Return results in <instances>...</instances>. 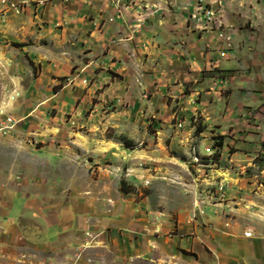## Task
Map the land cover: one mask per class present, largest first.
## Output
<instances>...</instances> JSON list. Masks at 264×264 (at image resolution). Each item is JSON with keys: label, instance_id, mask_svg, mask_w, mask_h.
I'll return each instance as SVG.
<instances>
[{"label": "crops", "instance_id": "0c3cea01", "mask_svg": "<svg viewBox=\"0 0 264 264\" xmlns=\"http://www.w3.org/2000/svg\"><path fill=\"white\" fill-rule=\"evenodd\" d=\"M77 1H69L65 8L67 14L58 22L51 20L42 28L39 27L42 24L35 22L36 31L24 39L20 32L4 37L17 44L30 43L29 40L32 43L19 46L17 52L21 62L9 60L17 55L14 52L7 51L11 57L4 52V58L8 59L4 77H8L9 82L23 79L27 55L35 65L40 64L37 76L31 70V88L38 91V85L44 84L47 90L52 89V95L44 101L52 102L72 84H81L80 88L86 86L89 90L104 87L106 83L108 86L104 88L113 91L115 97L136 94L132 105L139 109L132 117L140 119L154 116L157 105L152 99L155 96L165 95L167 100L183 99L186 95L189 100L200 92L203 98L202 87L208 82L212 89L223 87L219 76L197 81L193 73L184 72L183 67L190 65L198 75L205 61L207 70L228 69L213 60L218 50L213 49L212 37L197 34L187 24L188 11L198 0H130L118 10L106 2L101 8L87 5L96 0H82L85 5L79 7L74 5ZM202 1L219 2L230 10L236 8L235 4L228 6L231 0ZM237 7L239 9L238 4ZM94 10L97 17L89 19L87 14ZM101 21L102 26L97 27V22ZM16 26V30L21 29V23L4 24L6 29ZM251 35L253 43L255 34ZM206 47L213 56L209 57ZM241 51L238 49V53ZM80 53L85 56L80 57ZM100 53L103 58L97 59ZM238 64L237 61L232 68ZM26 68L31 69L28 64ZM189 83H192L191 89H195L197 83L202 87L197 88L198 92L181 95ZM148 94L151 95L148 97ZM200 102L190 109L204 111ZM187 115L188 118L192 114ZM61 144L17 147L14 164L5 168L4 163L1 164L0 264H264V191L256 190V195L236 194L230 184L238 180L236 183L244 187L252 186L248 182L250 179L231 177L229 168L210 169L204 178L196 176L194 179L208 181L209 185L224 184L226 189L223 193L216 190L217 195L213 196L203 194V188L195 197L182 198L185 202L190 200L191 210L198 217L192 225L194 238L186 242L178 239L176 245L180 250L177 251L158 247L154 232L167 228L164 222L167 223V218L163 221L161 215L169 216V212L151 208L148 213L144 212L150 243L138 249L128 240L131 234L135 235L131 229L136 231V226L129 222L127 206L117 185L106 190L104 178H91L83 173L94 160L103 159L104 154L100 153L103 150L94 143V156L87 162L83 157L88 154L87 145H82L78 151L76 147ZM1 155L4 161V147ZM219 177L223 178L218 180ZM80 179L85 180V188L79 183ZM15 198L21 206L11 214ZM184 204L172 206L179 218L178 228L182 227L181 215L186 214ZM159 217L160 223L156 222ZM244 232L251 235L245 236ZM145 236L149 240L148 235ZM188 254L194 255V261Z\"/></svg>", "mask_w": 264, "mask_h": 264}, {"label": "rangeland", "instance_id": "374dc122", "mask_svg": "<svg viewBox=\"0 0 264 264\" xmlns=\"http://www.w3.org/2000/svg\"><path fill=\"white\" fill-rule=\"evenodd\" d=\"M69 1L0 0V103L3 100L9 103L7 108L0 112V166L2 163L4 168L14 164L17 147L57 146L61 143L72 146L73 149L77 148L78 151L79 147L87 145L88 154L83 157L87 162H91L95 143L103 150H100V153L104 154L103 159L99 157L98 161L94 160L93 165L83 169V173L91 178H104L107 182L106 190H112L117 185L122 201L127 206L126 215L129 222L136 226V231L131 229L135 235L131 234L128 240L135 243L138 249H143L145 243L149 244L151 234H148L145 228L149 225L148 222L147 225L145 223V213L151 208L163 209V212H169V216L161 215L163 221L167 218V223L164 221L167 228L162 227L167 233L163 230L154 232L158 247L180 250L176 245L177 240L191 241L194 238L192 225L198 220L197 215L191 210L190 200L187 199L185 202L186 199L183 201L182 198L195 197V194L200 192L199 189L203 191V188L205 189L203 194L213 196L217 195L216 190L223 193L226 189L224 184L209 185L208 181L194 179L196 176L204 178L210 169L229 168L231 177L250 179L248 182L252 183V186L244 187L236 183L238 180L231 181L234 193L256 195V190L264 191V0H242L239 3L231 0L228 6L233 7L235 4L236 8L233 10L226 9L219 2L216 3L221 10L223 9L219 20L223 22V36L226 40L219 43L213 39L214 43L211 44L214 51L225 49V55L220 56L217 53V57L212 59L217 61L219 66L228 69L207 70L205 60L198 75L192 66L183 67L184 72L193 73L197 81L213 75L219 76L223 80V87L212 89L208 82L203 87L197 83L196 90L191 89L192 83L196 80L194 79L192 83L186 85L181 95L198 92V87L201 86L203 98L201 92L191 96L189 100H186V95L183 99L167 100L165 95L155 96L152 99L157 105L154 116L141 119L132 117L138 114V107L132 105L136 94L125 96L121 94L120 97H115L113 91L104 88L106 83L104 87H93L89 90L86 86L80 88L83 87L81 84H72L68 90L54 97L52 102L44 101L52 95V89L47 90L44 84L38 85V91L31 88L29 83L31 69L26 68L27 64L29 65L28 60L31 59L27 55L24 58L23 79L14 83L12 80L9 82L8 77H4V66L8 63V59L4 58V52L9 50L17 54L15 57H11L8 52L5 54L11 57L9 60L14 63L16 60L23 61L17 52L19 46L14 45L12 41L9 42L10 38L7 40L4 37L20 32L24 39L36 31L35 22L42 24L39 25L40 28L46 23L50 24L51 20L58 22L67 14L65 8ZM198 1L188 11L187 18L196 9ZM104 2L118 10L130 0H96L87 5L101 8ZM82 4L85 5V2L79 0L74 5L80 7ZM96 14L97 11L87 14V17L93 19L97 17ZM11 23H21V29L16 30L17 26L15 29L4 28V24ZM102 24L103 21L97 22L96 26ZM187 24L193 26L189 21ZM193 30L199 35L211 37L205 32H199L194 28ZM251 34H255L253 43ZM240 41L242 46H239ZM29 42L20 43V47L31 45L30 40ZM238 49L242 51L238 53ZM206 50L209 57L213 56L208 47ZM106 52L103 51V54ZM79 56L85 55L80 53ZM96 57L103 58L101 53ZM237 61L239 64L232 68ZM37 66L40 69V64H37L35 71ZM75 68L74 65L72 73ZM98 68L100 70V67ZM224 77H227L226 80ZM14 92L18 94L14 95ZM11 95L14 97L10 101ZM150 95L148 94V97ZM150 102L147 104L150 105ZM198 102L204 111L197 109L193 112L190 108ZM189 113L192 115L188 116ZM196 126L202 129L200 133H195ZM66 136L72 139L68 140ZM2 147L4 161L1 155ZM78 181L85 188V180ZM258 185L260 187L256 188ZM220 186L223 190L219 188ZM18 202L19 200L15 198L11 214L21 206ZM182 203H185L186 214L181 215L182 227L178 228L179 218L172 206L179 207ZM160 218L156 222L160 223ZM145 235H148L149 240ZM188 256L194 261L193 254Z\"/></svg>", "mask_w": 264, "mask_h": 264}, {"label": "built area", "instance_id": "2783aa9c", "mask_svg": "<svg viewBox=\"0 0 264 264\" xmlns=\"http://www.w3.org/2000/svg\"><path fill=\"white\" fill-rule=\"evenodd\" d=\"M213 3L215 2L198 1L196 9L188 15L187 19L195 30L210 34L212 39L220 43L226 40V37L223 36V22L219 20L222 10L219 8V4ZM218 53L220 56H224L225 49L220 48ZM219 188L222 189V186ZM244 235L250 236L251 233L244 232Z\"/></svg>", "mask_w": 264, "mask_h": 264}, {"label": "trees", "instance_id": "16d2710c", "mask_svg": "<svg viewBox=\"0 0 264 264\" xmlns=\"http://www.w3.org/2000/svg\"><path fill=\"white\" fill-rule=\"evenodd\" d=\"M14 45L20 46V44H17V43H15ZM28 63L31 67V70H32L34 76H36V74L38 72V66H37L36 71H35V65L33 64V62L31 60H28ZM59 79H61V78H59ZM201 131H202V129H200L199 126H196L195 133H200Z\"/></svg>", "mask_w": 264, "mask_h": 264}, {"label": "bare ground", "instance_id": "6f19581e", "mask_svg": "<svg viewBox=\"0 0 264 264\" xmlns=\"http://www.w3.org/2000/svg\"><path fill=\"white\" fill-rule=\"evenodd\" d=\"M18 93L17 92H14V95H17ZM14 95H11L10 96V101H11V98H13L14 97ZM9 103L7 102V101H5L4 102V100L0 103V112H3V110L5 109V108H7V105H8ZM104 148V147H103Z\"/></svg>", "mask_w": 264, "mask_h": 264}]
</instances>
